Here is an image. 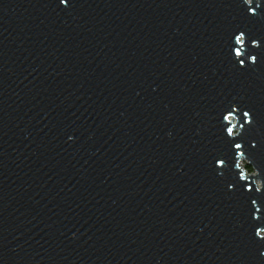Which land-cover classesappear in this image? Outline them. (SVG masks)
<instances>
[{
  "label": "water",
  "instance_id": "water-1",
  "mask_svg": "<svg viewBox=\"0 0 264 264\" xmlns=\"http://www.w3.org/2000/svg\"><path fill=\"white\" fill-rule=\"evenodd\" d=\"M251 6L0 0V264H264V60L229 52L264 37Z\"/></svg>",
  "mask_w": 264,
  "mask_h": 264
},
{
  "label": "snow or ice",
  "instance_id": "snow-or-ice-1",
  "mask_svg": "<svg viewBox=\"0 0 264 264\" xmlns=\"http://www.w3.org/2000/svg\"><path fill=\"white\" fill-rule=\"evenodd\" d=\"M62 4L67 5L69 0H60ZM243 2L248 6L246 11L250 14L251 17H256L258 15L257 7H252V0H243ZM232 43L229 46V52L233 54V58H239L236 60V63L241 68H246L248 65L246 64V54L247 59H250L252 65H257L260 60H264V48H261L262 42H264V37L256 38L252 36L251 32H247L244 29H237L232 33ZM249 43L253 48L261 49L260 57L258 59L257 55H253L248 52L247 48H244L245 43ZM228 114L224 115L221 113V118L223 120H227L231 123V120L234 117L235 112L239 111L242 115V122L239 124L240 129H244L245 125L252 126L253 125V116L254 113L251 109L242 110V109H232L229 107L225 110ZM225 132L227 137H232L230 141L232 147L236 150L243 148V144L236 141L235 137L240 135V133L235 132L234 126L225 125ZM252 148H256V144H251ZM240 155H243L241 152ZM215 167L219 169H224L226 166V160L222 157H217L214 161ZM239 167V165H237ZM223 175V172H221ZM234 187V186H233ZM256 191H259L257 189ZM245 194L248 199V209H247V217L248 223L250 224L252 235L254 238L258 240L260 243H264V213H261L260 206H256L257 199H260L262 203H264V195L259 197L256 196V192H254L252 184L249 182L246 185ZM255 206V207H253ZM254 209V211H253ZM256 213H261L260 215H255Z\"/></svg>",
  "mask_w": 264,
  "mask_h": 264
},
{
  "label": "rangeland",
  "instance_id": "rangeland-1",
  "mask_svg": "<svg viewBox=\"0 0 264 264\" xmlns=\"http://www.w3.org/2000/svg\"><path fill=\"white\" fill-rule=\"evenodd\" d=\"M243 164H244V163H243ZM243 168H244L245 171L248 170L246 167H244V165H243ZM247 172H248V171H247ZM248 174H252V173H251V172H248Z\"/></svg>",
  "mask_w": 264,
  "mask_h": 264
},
{
  "label": "trees",
  "instance_id": "trees-1",
  "mask_svg": "<svg viewBox=\"0 0 264 264\" xmlns=\"http://www.w3.org/2000/svg\"><path fill=\"white\" fill-rule=\"evenodd\" d=\"M248 170V172H251L252 173V170H251V168H249V167H246Z\"/></svg>",
  "mask_w": 264,
  "mask_h": 264
}]
</instances>
